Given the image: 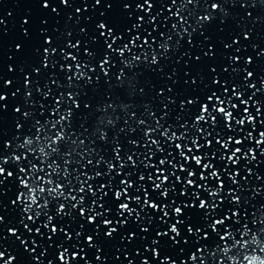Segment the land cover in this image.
<instances>
[{"label": "snow or ice", "instance_id": "1", "mask_svg": "<svg viewBox=\"0 0 264 264\" xmlns=\"http://www.w3.org/2000/svg\"><path fill=\"white\" fill-rule=\"evenodd\" d=\"M40 2L51 7L50 0ZM238 2L246 10L264 6V0ZM60 3L69 6L70 0ZM195 3L94 0L93 9L105 7L91 34L87 26L79 28L87 44L75 27L61 32L41 18L37 32L43 43L31 63L22 56L20 65H8L9 72L19 69L20 79L14 83L0 76V210L9 188H15L7 207L18 214L32 247L15 225L7 231L31 254L30 264H93L89 250L98 264H108L104 248L117 239L114 255L127 264H247V255L264 257V206L259 219L256 210L250 216L245 205L251 200L244 195L249 177L264 180L248 166L264 163V78L259 86L249 83L255 73L244 66L253 64V57L241 63V48L231 51L241 40L225 38L223 72L230 76L221 79L210 63L202 71L217 56L215 44H201L207 50L200 55L185 51L196 67L184 73V84L200 89L202 76L210 77L203 92L191 98L178 94L177 70L165 72L162 66L185 36L193 43L194 32L211 22L213 13L228 15L222 3L212 2L211 12L198 16L192 27L188 5ZM114 4L121 6L118 11ZM83 11L88 8L75 9ZM31 23L25 18L21 25L28 40L33 33L24 25ZM239 32L244 40L251 38L247 30ZM15 49L24 53L25 43ZM241 72L246 75L238 78ZM153 73L171 84L146 82ZM122 118L124 126L118 127ZM261 192L264 186L251 188L253 196ZM257 222L258 240L250 227ZM5 223L0 214V225ZM134 243L139 246L127 248ZM49 249L55 250L52 258ZM16 262V255L0 247V264Z\"/></svg>", "mask_w": 264, "mask_h": 264}, {"label": "water", "instance_id": "2", "mask_svg": "<svg viewBox=\"0 0 264 264\" xmlns=\"http://www.w3.org/2000/svg\"><path fill=\"white\" fill-rule=\"evenodd\" d=\"M212 2L222 3L228 15L225 17L223 13H213L214 19L211 22L205 23L203 28H198L197 31L194 32L192 37L193 43L191 45L187 43L188 37L185 36L184 39L180 41V48H173V50L168 53V56L171 57V62L169 64H164L162 61V66L165 72H168L169 69L172 68L177 70V75L180 77L177 89L178 94L181 96L190 93L191 95H189V98H191L192 95H198L202 93L204 86L208 84L210 79L209 76H202L203 83L200 89H196L195 86L188 88L184 84V80L187 78L185 77L184 73L189 71V66L195 68L196 64L194 62V56H183V53L185 51H190L195 55H200L202 50H207L206 48L202 49L201 44H208L211 42L212 44H215L217 51L216 58L211 61H206L205 67L202 69V71L207 72L208 69L206 64L210 63L212 66L217 67L221 79L230 76V73L223 72V68L228 67V64L225 62L227 52L222 51L221 41L225 40L227 37H238L241 40V43L239 45H233V49L231 50L232 52H235L237 47L241 48V63H243L248 56L253 57V64L244 65L249 71H253L255 73V79L253 81H249V83L255 82L259 86L260 79L264 78V56L257 55L259 52H264V6L258 3L256 8H249L246 10L240 6L238 0H196L195 4L188 5V9H190L192 12V15L188 17L189 23L192 25V27H196L198 16L211 12L210 7H207V5ZM50 4L51 7L45 9L43 8L42 2H40V0H0V19L4 21L3 24H0V76H2L4 79H13L14 83L20 79L21 74L19 69L17 68L16 72H9L8 65H20L22 56L25 58L26 63H31L34 49L43 43L42 39L39 38V33L37 32V29L41 26L39 23L41 18L48 19V28L51 29L53 26H55L59 28L61 32H63L65 27H68L69 29L75 27L76 34H79L82 38V42L87 44L88 37H84L82 34H80L79 28L87 26L89 33L91 34L92 27L95 23V17H97L99 12L103 10V7H105L96 6L95 9H93L92 5L94 4V0H84V2H82V0H75V2L70 0L69 6H65L64 4L60 3V0H50ZM52 7L58 8L60 14L57 15V13L52 12ZM77 7H80L81 9L87 7L88 11H83L82 14H76L75 9ZM120 7L121 6L118 4L113 5L114 11H118ZM159 7L160 5H157L158 9ZM247 11H252L253 17H247ZM9 13H12V15H9ZM164 14L168 15L166 8L164 9ZM69 15L73 17L72 20L67 19ZM89 16L94 18L92 22H89ZM25 18L30 19L32 22L30 25H24V27H28L30 32L33 33L31 40H28V38L24 37L22 34L21 25L23 19ZM78 20L80 21L79 24H77ZM240 28L250 32L251 38L244 40L242 34L239 32ZM201 32H203V35H201ZM205 37H211V41L206 40ZM22 42L25 43L24 53L17 52L15 49V44ZM44 46L47 47V45ZM42 51L43 49L41 48V53ZM80 54L83 55V53ZM10 56H14L15 58L10 60ZM178 59L179 63H177ZM235 67L239 68L240 64L235 65ZM43 71L48 72L49 69H44ZM51 71L58 72L59 68H53ZM243 75H246V73H239L238 78H242ZM146 82L150 84L155 82V87H159L161 82H167L169 85L171 84V81H167L165 76L157 75L155 73L146 77ZM5 91H7L10 95L11 89H5ZM52 91L53 93H56L57 90L55 85H52ZM251 91L252 90L249 89L246 95H250ZM252 111L255 113V108H253ZM157 115L159 116L160 113L158 112ZM143 118L148 119L150 123L153 122L150 117L145 116ZM131 123L134 124V121ZM169 123H171V120H169ZM189 123H192L191 118H189ZM117 125L118 127H123L124 119L122 118L117 121ZM10 126L9 119V127ZM205 127L207 126L205 125ZM124 134H127V131ZM260 159L264 161V157H260ZM248 166L254 168L256 172L264 176V163H261L258 168H256L255 162L249 164ZM241 183H243V180H241ZM257 186H264V180H256L253 177H249V184L246 186L244 195L251 200V204L245 205V207L249 209V215L251 216V212L256 210L257 219H259L262 215L259 209L261 206H264V192L253 196L251 193V188H255ZM14 191L15 188L10 187L8 195L3 197L4 201L6 202V206L4 209L0 210V214L5 216L6 223L4 225H0V247L7 249L13 255L17 256L16 264H30L31 254L24 251L20 241L11 236V234L7 231L8 227L15 225L20 229V233L23 234L22 238L29 239V247H32L29 234L23 229L22 225L17 223L18 214L10 207H7V204H10V198H14L12 195ZM153 195L155 196V193H153ZM133 206L135 207V205ZM250 227L254 230L255 239L258 240L260 224L258 222L252 223L250 224ZM205 243L214 245V243H219V241H205ZM126 246L127 248H132L138 247L139 245L134 243L133 245ZM119 247L120 241L118 239L105 246L103 255L107 256L108 264H127V261L124 260L123 256H121L120 260H116L114 253L116 248ZM39 251L40 249L37 250V252ZM54 251V249H49V258H52L51 254ZM56 255H58V253H56ZM88 256L90 259H92L93 264H98V262L95 261L94 250H89ZM238 257L239 253H237L236 257H233V260H238ZM181 258H183V256H181ZM211 259L212 258L209 257V260ZM137 261H139V257H137ZM246 261L247 264H257L258 261H260V264H264V257L253 253L246 256ZM45 264H47L46 260ZM56 264H59L58 260H56ZM80 264H84V261L82 260Z\"/></svg>", "mask_w": 264, "mask_h": 264}, {"label": "clouds", "instance_id": "3", "mask_svg": "<svg viewBox=\"0 0 264 264\" xmlns=\"http://www.w3.org/2000/svg\"><path fill=\"white\" fill-rule=\"evenodd\" d=\"M257 264H260V261H258Z\"/></svg>", "mask_w": 264, "mask_h": 264}]
</instances>
